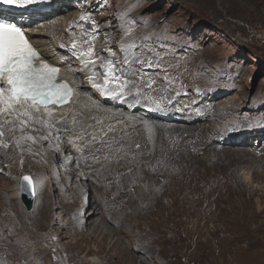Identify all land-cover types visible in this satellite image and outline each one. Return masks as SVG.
Returning <instances> with one entry per match:
<instances>
[{
    "label": "rangeland",
    "instance_id": "rangeland-1",
    "mask_svg": "<svg viewBox=\"0 0 264 264\" xmlns=\"http://www.w3.org/2000/svg\"><path fill=\"white\" fill-rule=\"evenodd\" d=\"M105 2L93 18L101 23L102 33L106 30L100 35L102 49L109 44L119 47L122 39L140 41L137 52L147 48L152 50L148 56L158 54L169 80L177 82L167 90L180 91L172 102L187 116L172 109L167 120L147 121L165 128L175 122L189 126L191 134L175 137L186 152L172 161L153 159L150 153L148 159L139 154V147L133 148L140 164L152 166L132 170L144 169L155 179L149 183L145 176L131 178L140 186H127L130 204L116 187L104 190L100 182L80 199L72 190L59 191L50 184L47 195L34 199L29 210L19 196L22 217L0 218V264H264V124L261 128L257 124L264 122V0ZM73 9L63 15L67 21L73 19ZM182 91H189L188 96ZM158 130L154 128L155 133ZM242 135H247L246 141ZM70 153L74 160L68 168L73 166L77 176L81 154L72 149ZM18 154L15 161L23 163L25 155ZM88 157L96 169L97 159ZM3 165L0 186L6 183L10 195L14 184L5 178L9 174L2 166L7 162ZM21 174L11 175L15 181L20 175L18 187L26 175ZM88 176L95 180V175ZM47 177L53 180L52 175ZM119 198L127 206L117 204ZM42 207L47 215L40 217L37 230L32 215ZM88 210L95 211L85 216L87 225L82 220ZM7 212L0 207V217Z\"/></svg>",
    "mask_w": 264,
    "mask_h": 264
},
{
    "label": "bare ground",
    "instance_id": "bare-ground-1",
    "mask_svg": "<svg viewBox=\"0 0 264 264\" xmlns=\"http://www.w3.org/2000/svg\"><path fill=\"white\" fill-rule=\"evenodd\" d=\"M68 1L58 0V4L60 7H64L68 4ZM60 7L57 9H60ZM55 13V11L51 13L46 12L44 16L47 17ZM77 15L78 13L72 14V20H75ZM57 16L59 15H56L54 20L50 21L48 19L36 21L27 31L31 33L33 42L42 51L45 59L53 63L60 57L68 59L66 64L60 65L61 73L66 79L77 84L79 96L71 105L61 108L60 111L50 117H43L39 113H33L28 106L26 108H17V113L26 110L30 111L31 115L28 118L27 126L21 125L20 121L25 119L23 116L17 119L14 114L0 115V132L3 133V135H0V158H6L0 164L3 165L5 161L7 162V166L3 167V165L2 168L5 170V174L7 173L10 176L8 175L5 178L10 181L9 184H14L13 187H8L10 188V195L7 192L6 183L0 186V207L8 211L7 215L0 218L5 217L6 219L11 220L12 218V220H17L16 216L22 217L21 210L16 201L20 196V189L17 185L20 175L16 177L15 181V178L11 177L14 173L16 175L22 173L32 176L34 199L46 196L50 184H53L55 189L59 191L72 190L73 197L80 199L83 192L94 189L95 185H98L99 182L104 190L116 187V193L119 196L122 194L126 198L128 195L127 186L132 185L134 186L133 189L140 186L138 182L135 184V181L131 180V178L137 177L138 179L141 176H145L146 181L149 183L155 179V176L151 173H148L146 176L144 169L132 170L134 167H146L149 165V163L145 165L139 163L140 155L149 159L148 153H150L153 159H172L173 161V158L176 156L181 157L186 152L182 147L179 148L177 141L175 142L176 135L180 133L183 137L192 133L191 128H188L189 126H183L179 122L173 123V126L170 128H165L162 123L151 124L147 119H154L152 122H159V119L149 115H142L138 108L129 113L122 108L110 107L107 102L98 98L97 91L94 90L88 79L92 75V71L74 75L77 70V66L75 65L77 60L71 56L74 53L71 45L73 42H78L76 30L79 31L80 27L77 24L71 27L72 20L67 21L63 15ZM81 34L82 30L78 32L79 36ZM100 39L101 36L99 34V40L95 42L97 47H101ZM78 46L79 44L76 43V48ZM52 51H57L58 55H51ZM79 78L80 81H78ZM133 83L136 85L138 79H133ZM132 89L134 92L136 91L135 87ZM173 110L176 111L175 113H178L180 107L176 109V106H174ZM187 114L193 115L189 111H187ZM157 119L158 121H156ZM5 120L11 121V123H4ZM102 122L104 123L103 126L100 125ZM154 128L159 129L158 133L154 132ZM114 130H117L118 133L111 132ZM135 130H137V133L132 134ZM75 134L80 135V138L70 143L69 138ZM88 134L93 135L87 137ZM103 134H105V137H102ZM247 135H242L245 141ZM45 136L48 137L47 140L43 139ZM93 138H95L94 142ZM160 138L163 139L162 142ZM196 138L198 139V137ZM203 141L206 142V137H204ZM71 144H74L72 146H76L80 151L72 149L70 147ZM135 147H139V156L134 154L133 148ZM71 149L73 152L76 151L75 154H81L78 156L81 174L77 176H75L76 170L73 166L68 168V165H71L70 162L74 160L70 153ZM171 149L175 150L172 154L168 153ZM19 152L25 155L23 163H20V161L16 162L14 159V157L16 159L20 158ZM220 152L222 151L220 150ZM130 153H133L134 156ZM88 156H94V159H97L95 162L98 165L96 169L92 168L94 162ZM107 156L112 157V159L109 160ZM51 160H55V163L53 162L54 164L48 167V162ZM149 166L151 167L152 165L150 164ZM122 170H128L127 174L124 175ZM89 173L90 175H95V180L89 178ZM47 175H52L53 180L51 182L48 181ZM188 181H190L189 177ZM105 194L102 193V195ZM128 197H133V194L130 193ZM113 201L111 199V202ZM125 202L127 204L132 203L127 198ZM117 204L127 206V204L122 202L121 198L117 199ZM94 211H85L82 222L87 223L84 220L85 216L94 214ZM45 215H47V210L42 207L35 215H32L31 222L38 224L42 220L40 217ZM0 221L3 220L0 219ZM39 227L40 224H38L37 230ZM91 260L98 262L94 257Z\"/></svg>",
    "mask_w": 264,
    "mask_h": 264
},
{
    "label": "snow or ice",
    "instance_id": "snow-or-ice-1",
    "mask_svg": "<svg viewBox=\"0 0 264 264\" xmlns=\"http://www.w3.org/2000/svg\"><path fill=\"white\" fill-rule=\"evenodd\" d=\"M47 2L48 0H0V8L7 5L20 10ZM18 15L23 18L24 13L19 12ZM92 25L94 29L97 27L95 21H92ZM128 35L129 30L126 29L125 38ZM92 39H95L94 35ZM71 47L76 48L75 42ZM137 48H142V42L125 43L122 39L120 51L124 55L115 63L112 59L115 53L111 49H105L110 58L101 65L105 69L102 84L97 82L95 74V67L99 60H85L82 67L91 69L93 74L88 79L93 88L107 99L123 100L126 95L131 94L139 103V98L143 95L139 86L135 93H128V89L132 87V80L138 76L140 83L143 84L144 77L148 75L145 69L155 70L162 66L159 63L161 58L158 54L148 56L147 53L151 52V49L144 48L142 52H137ZM92 54H94V49L89 48L87 53L79 58L84 59L85 55ZM38 58L39 53L29 43L22 25H18L13 20L0 18V85H2L0 86V115L14 114L17 119L23 116L25 119L20 121L22 126H27L31 114L28 110L17 113V108H26L29 102L35 104L37 109L48 104L62 105L67 103L71 97V88L66 83L56 82L59 69L43 61L37 64ZM164 70L167 71V69ZM165 79L167 80V77ZM147 87L151 89V80ZM145 98L150 103H155L157 109L161 107V104L153 101L151 97ZM4 123H11V121L5 120ZM0 135L3 133L0 132ZM43 139L47 140L48 137L45 136ZM94 140L95 138L93 142ZM77 151L80 149L77 148ZM23 179L31 185L32 181L28 176Z\"/></svg>",
    "mask_w": 264,
    "mask_h": 264
},
{
    "label": "water",
    "instance_id": "water-1",
    "mask_svg": "<svg viewBox=\"0 0 264 264\" xmlns=\"http://www.w3.org/2000/svg\"><path fill=\"white\" fill-rule=\"evenodd\" d=\"M29 175H22L19 181V193H20V200L22 201L23 205L27 210L32 207L34 201V194H33V183L31 185L28 184L27 181H24V177ZM31 180V178H30ZM32 181V180H31Z\"/></svg>",
    "mask_w": 264,
    "mask_h": 264
}]
</instances>
